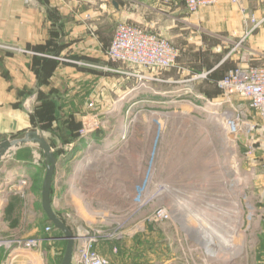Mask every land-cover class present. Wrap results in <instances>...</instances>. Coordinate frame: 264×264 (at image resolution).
Returning <instances> with one entry per match:
<instances>
[{
    "label": "rangeland",
    "instance_id": "1",
    "mask_svg": "<svg viewBox=\"0 0 264 264\" xmlns=\"http://www.w3.org/2000/svg\"><path fill=\"white\" fill-rule=\"evenodd\" d=\"M162 8L158 6L157 13L152 15L153 27L135 25L155 30L179 49L175 66L146 72L151 79L135 81L118 93L111 90L110 98L99 95L95 85L91 95L89 92L86 96L78 94L77 98H67L69 105L73 103L70 111L77 109L76 116L79 117V122L73 121L77 130L74 138L61 133L54 124L44 127V130H50L47 134L50 140H47L58 155L65 150L58 148V143L66 146L75 142L84 113L90 111L103 115L105 112H116L112 115L117 130L114 132L118 136L116 144L103 149L96 147L95 151L90 149L92 156L88 158L93 159L95 166L86 167V172L80 176L89 181V186L91 182L97 195L91 196L87 192L81 194L83 199L68 196L74 205L61 210L62 216L73 226L81 225L79 216L99 222L100 226L107 227L111 223L113 230L123 235L116 240H123L120 245L124 246V252L133 257L140 255L138 258L142 261L139 262L145 261L144 264H264V174L261 169L264 152L259 142L251 152L243 144L237 147L235 154L226 150V142L219 135L215 122L209 120L216 108L205 109L203 105L206 99L220 97L215 83L228 69L238 65L264 64V0L244 5L221 0L216 5L203 8L199 15L188 13L187 22L164 14ZM250 13L259 22L257 26L250 21ZM109 60L116 62L111 58ZM91 61L94 73L100 66L95 58ZM204 72H208L205 78H195ZM143 86L158 92L138 93L136 98H124ZM184 92H187L186 95L177 96ZM183 97L188 101H180ZM226 109L224 107L220 112ZM52 111L61 113L62 106H54ZM110 136L115 138L114 133ZM29 143L21 144L12 154L0 160V176L9 177L18 163L33 162L37 153L43 155L38 145L31 146ZM235 171L244 176L242 192L232 188L237 177ZM45 174L46 161L40 167L32 168V182L27 189L37 196V201L30 203L26 197L17 194L4 204V217L11 228L10 233L19 225L30 235L40 230L44 223L41 192ZM119 174L124 175L122 181L115 179ZM147 177L151 181L150 187L139 204L129 208L125 204L136 201L128 203L127 196L119 194L120 198L116 199L118 209L113 210L118 220L108 222L104 218H108L107 215L102 214L103 217L100 214L107 196L104 199L99 196L106 194V188L115 187L116 192L122 193L123 190L133 192L129 178H139L141 182ZM164 186L167 188L165 191ZM183 197L193 199L182 209L184 212L181 211L182 217H187L189 223L176 213V219L173 216L169 222L153 218L155 208L167 206L173 209ZM236 202L241 206L238 207ZM217 230L223 235L228 233L227 238L213 236L211 232ZM240 231L244 233L240 234V238L245 239V245L234 249L232 246H236ZM111 241L102 242L107 245ZM129 241H134V246H127ZM120 245L115 246L118 250L112 249L113 252L119 253ZM65 246L61 242L45 245V252L40 254L41 262L61 264ZM239 253L242 259L232 260ZM31 264L39 262L33 259Z\"/></svg>",
    "mask_w": 264,
    "mask_h": 264
},
{
    "label": "crops",
    "instance_id": "2",
    "mask_svg": "<svg viewBox=\"0 0 264 264\" xmlns=\"http://www.w3.org/2000/svg\"><path fill=\"white\" fill-rule=\"evenodd\" d=\"M158 6L163 7L159 10L164 14L187 22L189 14L181 2L173 5L164 0H0V139H11L34 130L50 140L47 135L50 130H44L46 124L56 125L69 137L77 131L73 121L79 122V117L76 108L70 111L73 103L69 105L67 98H77L78 94L86 96L89 92L91 95L94 85L99 95L110 98L111 90L118 93L138 82L131 68L109 60L106 49L119 23L153 27L151 18ZM93 58L100 66L94 73ZM157 92L143 86L135 91L134 98L138 93ZM51 105L62 106L63 112L52 111ZM29 144L37 147L33 142ZM83 182L80 180L81 187ZM81 187L77 184L78 192L74 190L76 198L82 197ZM92 188L88 186L84 192L97 195ZM118 192L99 196L102 199L107 196L104 207L118 209ZM79 219L82 225H91L85 216ZM122 241L112 240L107 245L101 242L97 249L109 257L110 264H144L145 261L139 262L142 261L138 258L140 255L133 257L124 252ZM134 244L129 241L127 246ZM118 245L120 252H113V247Z\"/></svg>",
    "mask_w": 264,
    "mask_h": 264
},
{
    "label": "built area",
    "instance_id": "3",
    "mask_svg": "<svg viewBox=\"0 0 264 264\" xmlns=\"http://www.w3.org/2000/svg\"><path fill=\"white\" fill-rule=\"evenodd\" d=\"M170 1L181 2L185 5L188 13L199 15L203 8L216 5L221 0ZM230 1L237 5H244L251 0ZM248 17L255 26L258 25L259 22L254 14L250 13ZM106 52L112 60L132 68V74L139 81L151 79L150 76L145 74L146 72H155L156 70L169 69L175 66L179 57V49L167 38L141 26L128 23H120L116 27ZM207 74L208 72H204L196 75L195 78H205ZM215 84L220 92V97L217 99H206L203 105L211 104L212 108H216L219 111L226 107V111H231L233 117L237 118L241 124L242 122L246 123L243 135L239 134L242 126L235 127L234 134L236 135L234 136L237 146L240 147V144H243L251 152L256 147V143L259 142L264 152V64L231 67ZM135 96L136 94L134 93L132 98ZM181 100L186 101L185 99ZM215 104H221V107L217 109ZM90 105H93V101H91ZM112 113H114L113 115L116 114L113 111H111V114L110 112H105L103 115L90 111L84 113L75 142L66 146L61 143L58 144V148L61 149L63 147L65 150L56 155L57 163L53 176L52 205L63 220L64 217L61 210L66 209L68 205H72L67 197H75L74 190H76L77 184L81 187L80 180H84L80 177L81 173L83 175L86 172L84 170L85 167L93 168L95 166L94 163L88 161L90 149L95 151L94 148L96 147L103 149L110 146L113 147L116 144L114 142L117 141L118 136L116 135L117 132H114L117 130L114 127L115 122L112 121ZM112 133L115 134V138H111L110 134ZM45 161L46 158L41 153H37L33 162L22 161V163L14 166L11 176H0V264H31L35 256L41 257L40 254L45 252V245L67 241L64 234L48 220L43 209H41V215L44 217V223L41 224L40 230L36 234L30 235L20 225L16 229L12 228L10 233L11 228L4 217V204L9 201L12 195L20 194L26 197L30 203L37 201L36 195L31 194L32 192L28 191L27 188L32 182V168L40 167L42 162L45 163ZM21 166H24L22 170H15L16 167ZM261 169L264 174V163L261 165ZM134 173L136 174V170ZM123 177V174H119L115 179L122 181ZM129 179L132 180L131 189H133V192L123 190V193L122 191L118 193L122 194L123 197L127 196L125 199L129 201L128 203L136 201L133 204H125L123 200V204L133 208V206L140 203L141 197L148 192L151 181L149 177L141 182L139 178ZM85 181L83 182L84 186L81 188L87 191L86 187L89 186V181H86L87 184H85ZM113 188H106V194L114 193ZM84 191L83 194H87ZM76 192H78V189ZM102 210L101 213H108L106 214L108 218L102 215L108 222L118 220V216L110 208L104 207ZM172 212L173 210L169 207L160 206L155 208L153 218L169 222L173 218ZM68 215L70 216V214ZM106 223L104 222L103 224L106 225ZM90 224V227L82 224L71 227L68 224L77 243L71 264H110L109 257L101 254L96 249V246L103 240H116L123 235L118 230H113L111 223H107L109 225L107 227L100 226L99 222L90 221ZM113 250L117 251L118 249L114 247ZM240 255L241 253L235 255L232 260L236 262L242 259ZM25 257H27L26 260L24 259Z\"/></svg>",
    "mask_w": 264,
    "mask_h": 264
},
{
    "label": "water",
    "instance_id": "4",
    "mask_svg": "<svg viewBox=\"0 0 264 264\" xmlns=\"http://www.w3.org/2000/svg\"><path fill=\"white\" fill-rule=\"evenodd\" d=\"M162 106V105H160ZM169 108V106H164ZM33 142L39 146L43 152V156L46 158V174L42 185L41 203L42 209L46 214L49 221H51L55 227L64 234L66 237L65 253L61 264H71L73 252L76 249V241L73 238V232L68 224L58 215L52 205V186L53 176L56 169L57 156L52 149V145L47 138L41 135L39 132L30 130L19 134L18 136L9 139H0V160L6 155H10L14 152L15 148L21 144Z\"/></svg>",
    "mask_w": 264,
    "mask_h": 264
},
{
    "label": "bare ground",
    "instance_id": "5",
    "mask_svg": "<svg viewBox=\"0 0 264 264\" xmlns=\"http://www.w3.org/2000/svg\"><path fill=\"white\" fill-rule=\"evenodd\" d=\"M156 93V92H155ZM187 93V92H186ZM186 93H183V94H179V95H177L178 97H182L183 95H186ZM181 99V98H180ZM182 99H187V98H185V97H183ZM182 101V100H181ZM186 101H188V100H186ZM212 105L211 104H208V105H205V109H208L209 107H211ZM215 106L217 107V109L218 108H220L221 107V104H215ZM200 107V106H199ZM202 108V107H201ZM203 109V108H202ZM209 120H212L213 122H215V125L217 126V128H218V130H219V135L222 137V138H224V140H225V142H226V144H225V149L226 150H228V151H230L231 153H236V149H237V144H236V141H235V136L234 135H236V134H234L235 133V127L236 126H242L241 127V132L239 133L240 135H243L244 134V132H245V127H246V123H244V122H242V124L240 123V121L237 119V118H234L233 117V113L231 112V111H226V110H223L222 112H220L219 110H215V111H213L212 112V114H211V116H210V119ZM234 123V124H233ZM216 128V127H215ZM89 156H90V158H91V156H92V154H89ZM6 168V167H5ZM16 170V169H15ZM140 170V169H139ZM236 170V169H235ZM16 171H19V170H16ZM235 174H237V177H235V179H234V183H233V185H232V188L233 189H235V190H239V192H242L243 191V180H244V176L242 175V173H239L238 171H235L234 172ZM169 189V188H168ZM165 190H167V188L164 186V191ZM201 193V192H200ZM196 194V193H195ZM197 194H199L198 192H197ZM190 196V195H189ZM195 196V195H194ZM193 196V197H194ZM198 196V195H197ZM180 197V196H179ZM185 197H183V199H181V201H177V203L174 205V207H172L173 209V212H172V215L175 217V215H174V213H176L177 215H179V217H181L182 219L184 218V219H186V222H188L189 223V219H187V217L185 218V216L184 217H182V215H181V211H183L182 209L185 207H187V204L189 205V204H191L192 202V197H191V199H188L189 197H186V199H184ZM186 203V204H185ZM194 204V203H193ZM236 205L238 206V207H240L241 205H240V203L239 202H236ZM191 207V206H190ZM191 209V208H190ZM204 211V210H203ZM202 211V212H203ZM207 211V210H206ZM184 212V211H183ZM209 212V211H208ZM106 215V214H105ZM225 215V214H224ZM212 216H213V214H212ZM218 217V216H217ZM212 219H213V217H211ZM175 219H176V217H175ZM207 219V218H206ZM222 221H223V219H222ZM221 221V222H222ZM216 222V221H215ZM220 222V223H221ZM217 223V222H216ZM223 225V224H222ZM219 227V226H218ZM210 229H212V228H210ZM216 231V230H215ZM224 231V230H223ZM212 233V235L213 236H215L217 239H223V238H227V235H228V233H226L225 232V234L223 235V233H221V232H219L218 230H217V232H211ZM240 234H244L242 231H240V233H239V239H238V242H237V244H236V246L234 245V246H232L234 249L238 246V247H240V246H244L245 245V239H241L240 237H242V235H240ZM211 235V234H210ZM209 235V236H210ZM207 238V237H206ZM214 240H216V239H214ZM216 241H219L220 243L222 242V241H220V240H216ZM225 244V243H224ZM224 244H222V245H224ZM225 247H229L230 248V245H228V244H225ZM227 254V253H226ZM35 256V255H34ZM35 261H37V262H39V264H43L42 262H41V257H36L35 256V259H34Z\"/></svg>",
    "mask_w": 264,
    "mask_h": 264
},
{
    "label": "trees",
    "instance_id": "6",
    "mask_svg": "<svg viewBox=\"0 0 264 264\" xmlns=\"http://www.w3.org/2000/svg\"><path fill=\"white\" fill-rule=\"evenodd\" d=\"M75 136H76V132L71 135V138H74Z\"/></svg>",
    "mask_w": 264,
    "mask_h": 264
}]
</instances>
